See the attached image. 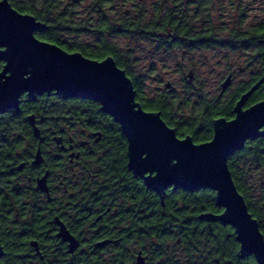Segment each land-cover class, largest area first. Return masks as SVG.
Returning <instances> with one entry per match:
<instances>
[{
	"label": "flooded vegetation",
	"instance_id": "flooded-vegetation-1",
	"mask_svg": "<svg viewBox=\"0 0 264 264\" xmlns=\"http://www.w3.org/2000/svg\"><path fill=\"white\" fill-rule=\"evenodd\" d=\"M41 96L23 94L19 111L0 116L20 114ZM25 119L29 127L10 129L9 140L21 143L8 154L0 137V264H235L228 255L187 248L197 229L177 215L165 222L166 195L176 190L159 196L133 176L120 128L101 126L98 114L85 110L63 112L56 125L33 113ZM259 180L244 201L264 224V174ZM203 222L209 231L219 224Z\"/></svg>",
	"mask_w": 264,
	"mask_h": 264
},
{
	"label": "trees",
	"instance_id": "trees-1",
	"mask_svg": "<svg viewBox=\"0 0 264 264\" xmlns=\"http://www.w3.org/2000/svg\"><path fill=\"white\" fill-rule=\"evenodd\" d=\"M8 1L18 12L30 13L45 25L44 30L35 33V37H40L41 41L59 45L69 53L79 52L95 61L112 57L116 65L123 69L128 77H132L135 101H140L141 108L146 112H159L163 121L175 131L178 138L190 136L195 144L211 140L213 121L233 118L236 101L264 75V21L245 28L246 18L245 15H241L238 27L217 31L209 16L213 0H149L151 2L148 5L146 0ZM82 3L83 16H80L78 6ZM82 37L90 40L85 42ZM117 37L147 40L165 51H195L218 47L228 51L250 52L249 63H257V66L248 79L238 85L226 102H221L218 97L212 102L198 98L197 104H193L194 113L187 118L181 114L173 95L164 94L157 98H147L144 95L140 81L132 74L129 57L112 41ZM262 100L264 83L251 94L246 108ZM190 103L191 99L186 98L185 105L188 106ZM69 110L97 113L103 122L101 126L106 124L113 132L115 129L112 127L119 128L108 115L100 111L99 104L91 100L62 99L55 94L43 95L37 98L34 107L21 105L20 114L7 113L0 116V137L4 135L7 144L5 152L8 154L15 143H21L9 140L10 129L29 127L25 119L27 114L33 113L36 119L45 118L51 121V125H56L62 113ZM90 117L94 115L91 114ZM29 141L31 142L30 139ZM227 164L237 191L246 201L250 188L248 186L250 173L257 168L264 171V136L247 141L241 151L229 158ZM166 197L168 201L165 222L177 215L182 225H192L190 228L192 232L197 229L192 236L196 243L185 244L192 252L228 255L233 258L230 260L235 261V264H256L253 258L245 257L240 260L239 245L234 239L231 227L212 224L209 231L206 223L199 219L201 214H217L222 211L215 205L214 192L208 189L195 192L177 189L176 192L169 191ZM257 221L260 231L264 232L263 222L260 219ZM182 233L185 234L184 229ZM192 234H187L186 239Z\"/></svg>",
	"mask_w": 264,
	"mask_h": 264
},
{
	"label": "water",
	"instance_id": "water-1",
	"mask_svg": "<svg viewBox=\"0 0 264 264\" xmlns=\"http://www.w3.org/2000/svg\"><path fill=\"white\" fill-rule=\"evenodd\" d=\"M8 8L9 12L0 11V46L8 49L5 55H0V60H7L9 67L5 71H13V76L6 87L0 88V113L10 109L19 111V98L23 94L35 100L36 96L54 93L62 99L77 98L99 104L100 111L119 126L126 139L127 166L134 177L140 178L147 189L159 196L170 187L187 192L202 189L214 192L215 205L222 210L223 215L204 213L199 219L230 226L239 245L238 257L244 259L252 256L256 264H264V246H257L254 252L244 254L249 226L241 223V219L247 218L250 213L235 187L227 164L229 158L241 151L247 141L264 136V132L257 128L258 124L264 128V124H261L264 122V100L245 108L251 94L264 83V75L236 101L233 119L213 121V134L209 140L211 144H195L190 136L178 140L184 146L172 144L166 139L162 127L175 137L176 133L163 121L159 112H146L138 105L137 111L143 110L140 114L146 116L147 120L141 122L130 115L126 100L131 93L132 102L135 103V90L125 71L120 74L121 68L112 57L95 61L79 52H66L55 44L42 43L41 40L33 42L30 31L35 40V33L44 30L45 25L32 15H22L9 1ZM28 71L33 75L25 81L22 76ZM230 84L231 74L222 82L220 95ZM128 85H131V89ZM169 86V83L165 84V88ZM29 121L35 136H38L33 117H29ZM231 126L240 128V131H235ZM189 142L192 148L198 147L200 151L188 147ZM144 148H151L162 165L166 164L168 157L179 156L182 166L178 169L162 166L161 179H158V174L144 172L138 164L137 153ZM229 207L231 213L227 211ZM248 222L257 225V231L260 232L253 217ZM237 224H240L239 229Z\"/></svg>",
	"mask_w": 264,
	"mask_h": 264
},
{
	"label": "rangeland",
	"instance_id": "rangeland-1",
	"mask_svg": "<svg viewBox=\"0 0 264 264\" xmlns=\"http://www.w3.org/2000/svg\"><path fill=\"white\" fill-rule=\"evenodd\" d=\"M150 2L146 0L147 5ZM78 7L80 16H83V3ZM241 15L246 18L245 28L263 22L264 0H213L209 16L212 25L220 31L238 27ZM81 39L85 42L90 40L86 37ZM112 41L129 57L132 74L140 81L144 95L147 98L173 95L181 114L187 118L194 113L193 104H197L198 98L212 102L218 97L221 84L229 73L232 74L231 84L221 99L223 103L231 98L238 85L246 81L257 66V63H249L250 52L218 47L165 51L147 40L117 37ZM166 83L170 84L168 88H165ZM186 98L191 99L188 106L185 105ZM263 174L261 168L253 169L248 177L250 186L256 188Z\"/></svg>",
	"mask_w": 264,
	"mask_h": 264
},
{
	"label": "snow or ice",
	"instance_id": "snow-or-ice-1",
	"mask_svg": "<svg viewBox=\"0 0 264 264\" xmlns=\"http://www.w3.org/2000/svg\"><path fill=\"white\" fill-rule=\"evenodd\" d=\"M0 6H4V8H0V11L9 12L8 0H0ZM22 15H30V13H22ZM29 36L33 42L40 40V37H38V36L35 37V40H34L32 37L31 31L29 33ZM42 43H49V42L48 41H42ZM56 47H59V45H56ZM7 52H8V49L6 46H0V55H5ZM4 62H6V63H4ZM0 63H4V66L0 67V88H4V87H6L7 82L12 78L13 71H8V72L5 71V69L7 67H9L7 60H0ZM123 71L124 70L121 69L120 74H122ZM32 75H33L32 72L28 71L26 75L22 76V79L27 81L30 77H32ZM127 79L130 81L132 79V77L129 76ZM128 88L131 89V85H128ZM23 91L24 90H22L21 92H23ZM132 100H133L132 94L129 93L127 95L126 101H127V108L129 110L130 115L136 120H139L141 122H145L147 120V117L140 114V111H143V110L137 111V108H138L140 101L136 100L135 103H133ZM245 112H247V109H245ZM242 119H243V117H242ZM121 122L124 123V121H122V120H121ZM261 124H264V122H261ZM231 127H233V129L235 131H240V128H238L236 126H231ZM257 128H259V130L261 132H264V128L260 127L259 124L257 125ZM162 129H163V132L165 133L166 139L168 140L169 143L178 144L181 146L185 145V144L178 142L179 139H183L184 137L177 138L174 136V134L169 133L164 127H162ZM203 143L211 144L212 142L211 141H203ZM187 146L190 147L191 149H194L191 147L190 142ZM194 150L200 151V149L198 147L195 148ZM137 159H138V164L142 168V171L151 173L153 175L158 174V177H157L158 179H161L160 172H161L162 166H166L170 169H178L182 166V160L179 156L168 157L166 164L162 165V163L157 160V158H156V156L153 153L151 148H144L142 151L138 152L137 153ZM227 211L229 213H231V211H232L231 207H229L227 209ZM219 214L223 215V213H219ZM251 218H252L251 214H248L247 218L241 219V223L249 226V235H248L247 239H245V241H244V248H245L244 254L245 255L254 252V249L257 246H264V232H258L257 231V225L250 224L248 222ZM237 228L238 229L240 228V224H237Z\"/></svg>",
	"mask_w": 264,
	"mask_h": 264
}]
</instances>
